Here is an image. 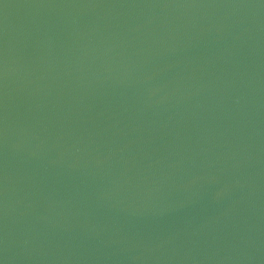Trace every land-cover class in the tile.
Returning <instances> with one entry per match:
<instances>
[{"label": "water", "instance_id": "1", "mask_svg": "<svg viewBox=\"0 0 264 264\" xmlns=\"http://www.w3.org/2000/svg\"><path fill=\"white\" fill-rule=\"evenodd\" d=\"M0 264H264V110L143 126L0 117Z\"/></svg>", "mask_w": 264, "mask_h": 264}]
</instances>
